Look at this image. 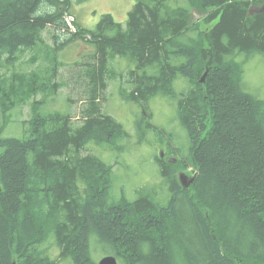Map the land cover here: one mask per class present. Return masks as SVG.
<instances>
[{
	"label": "trees",
	"instance_id": "obj_1",
	"mask_svg": "<svg viewBox=\"0 0 264 264\" xmlns=\"http://www.w3.org/2000/svg\"><path fill=\"white\" fill-rule=\"evenodd\" d=\"M175 1L134 0L125 24L104 14L87 29L66 13L71 0H0L3 123L16 106L41 97L30 100L24 136L3 137L0 123V264H95L89 229L118 264H264V98L245 90L236 59L264 55V7L248 12L264 0ZM192 9L215 23H190ZM65 14L74 16L73 31ZM47 26L68 35L54 33L40 55L46 63L16 70L24 50L41 53ZM83 35L94 50L77 75L84 98L74 124L69 112L42 111V97L57 86L63 44ZM115 56L129 64L130 88L119 94L143 108L155 96L168 99L186 131L187 147L168 148L173 161L156 160L165 202L154 186L133 200H110L112 166L81 152L90 143L118 150L127 135L99 101ZM153 128L142 115L135 120L142 139ZM189 167L193 180L183 187L176 175ZM50 232L57 259L39 248Z\"/></svg>",
	"mask_w": 264,
	"mask_h": 264
},
{
	"label": "rangeland",
	"instance_id": "obj_2",
	"mask_svg": "<svg viewBox=\"0 0 264 264\" xmlns=\"http://www.w3.org/2000/svg\"><path fill=\"white\" fill-rule=\"evenodd\" d=\"M185 1L176 0L175 2L185 4ZM133 4L134 0H83L81 2L71 0V6L66 13L76 15L79 27L94 29L104 14H110L115 21L125 24L127 13ZM263 7L264 4H251L248 12L251 11L249 14H252ZM206 14L205 11L192 9L189 22H198L202 29L208 28L215 21L206 23L203 20ZM70 29L74 30L73 28ZM56 32L61 33L63 37L68 35H64L60 30L55 31L54 26H47L42 32L45 42L36 45L41 53L35 54L34 51L24 50L14 68L18 71L31 72L37 65L46 63L40 55L45 52L49 53L46 46L52 45L56 40V37H54ZM88 40L89 35H83L82 38L63 44L65 45L63 49L57 51L59 60L62 63L55 70L54 85L57 86L53 90L50 89L44 92L42 97L44 100L42 111L69 112L72 115L74 124L79 122L84 98L83 88L81 87L83 78L77 75L83 72V66L91 60L90 55L94 50L91 43H89L91 40ZM58 41L62 42L59 39ZM236 59L243 62L245 90L259 98H264V55L255 54L248 58L239 55ZM109 66L113 68L115 74L108 78L103 97L99 101L105 113L110 114L122 123L127 135L117 142L121 146L118 150L90 143L85 146L86 149H81V152L83 154L93 153L112 166L110 200L118 199L122 194L133 200L137 198L140 189H144L146 186H154L156 198L165 202L167 189L156 160L160 156L164 161H173L175 158L173 159V156L169 154L168 148H181L182 150L187 145V134L177 117L176 105L162 96L153 97L145 108L125 100L119 94V89L122 87L128 91L130 88L127 83V76L124 73L129 64L123 58L115 56L109 61ZM33 99L40 100V94L30 98V100ZM30 100L16 106L6 116L5 123L0 117V123L4 126L3 137L24 136L25 126L23 121L30 117ZM141 115L154 127L145 133V139H142L139 133L136 134L135 130V120ZM176 176L181 183V176L187 179L190 176L192 177V168L178 170ZM48 235L39 248L52 259H57L58 249L54 245L53 235L51 232ZM89 246L91 259L95 264L99 258L110 253V248L104 243L96 241L93 235L90 236ZM56 264H71V261L68 259L57 260Z\"/></svg>",
	"mask_w": 264,
	"mask_h": 264
},
{
	"label": "water",
	"instance_id": "obj_3",
	"mask_svg": "<svg viewBox=\"0 0 264 264\" xmlns=\"http://www.w3.org/2000/svg\"><path fill=\"white\" fill-rule=\"evenodd\" d=\"M249 13H251V11H249ZM207 73V70L203 73V75L200 78V81L203 82L205 79V75ZM193 178L189 179L187 182L183 181V187H187L191 182H192ZM96 264H118V261L116 259L115 256L113 255H105L103 256L98 263Z\"/></svg>",
	"mask_w": 264,
	"mask_h": 264
},
{
	"label": "built area",
	"instance_id": "obj_4",
	"mask_svg": "<svg viewBox=\"0 0 264 264\" xmlns=\"http://www.w3.org/2000/svg\"><path fill=\"white\" fill-rule=\"evenodd\" d=\"M65 20H66V23H67L68 28L69 29L70 28H73L74 29V27H73V20H74L73 16L72 15H67L65 17Z\"/></svg>",
	"mask_w": 264,
	"mask_h": 264
},
{
	"label": "bare ground",
	"instance_id": "obj_5",
	"mask_svg": "<svg viewBox=\"0 0 264 264\" xmlns=\"http://www.w3.org/2000/svg\"><path fill=\"white\" fill-rule=\"evenodd\" d=\"M88 232H89V234H88V236H89V239H90V236H91V235H93V236H94V238H95V239H96V241H97V237H95V236H96L95 232H94V231H92V230H90V229H89V231H88ZM89 251H90V246H89ZM108 255H113V254H108ZM104 256H105V255H104ZM113 256H115V255H113ZM90 257H91V255H90ZM102 257H103V256H102ZM102 257H101V258H102ZM101 258H99V260H100ZM116 259H117V258H116ZM99 260H98V261H99ZM98 261H97V263H98Z\"/></svg>",
	"mask_w": 264,
	"mask_h": 264
},
{
	"label": "flooded vegetation",
	"instance_id": "obj_6",
	"mask_svg": "<svg viewBox=\"0 0 264 264\" xmlns=\"http://www.w3.org/2000/svg\"><path fill=\"white\" fill-rule=\"evenodd\" d=\"M181 177H182V182H183V181H186V179H185V177H184V176H181Z\"/></svg>",
	"mask_w": 264,
	"mask_h": 264
}]
</instances>
